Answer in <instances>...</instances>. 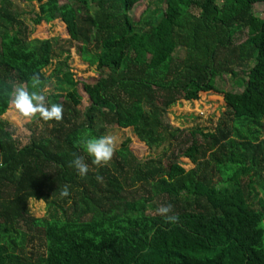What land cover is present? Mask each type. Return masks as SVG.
<instances>
[{
  "label": "trees",
  "instance_id": "obj_1",
  "mask_svg": "<svg viewBox=\"0 0 264 264\" xmlns=\"http://www.w3.org/2000/svg\"><path fill=\"white\" fill-rule=\"evenodd\" d=\"M16 1L0 0V264H264V15L254 11L264 0H159L137 20L129 10L138 0H20L38 3L31 30L59 18L96 66L99 76L83 82L85 109L68 49L56 37L30 38ZM36 73L40 88L54 77L44 94L63 106V119L20 146L2 118L3 92L9 82L34 90ZM225 75L242 90L218 88ZM202 91L224 95L226 116L214 131L165 121L170 107ZM113 126L133 127L163 154L140 158L128 138L107 165L92 164L81 139ZM74 154L89 164L84 177L69 166ZM33 197L46 202L45 216L30 214ZM169 203L178 223L157 213ZM34 240L44 253L27 251Z\"/></svg>",
  "mask_w": 264,
  "mask_h": 264
},
{
  "label": "rangeland",
  "instance_id": "obj_2",
  "mask_svg": "<svg viewBox=\"0 0 264 264\" xmlns=\"http://www.w3.org/2000/svg\"><path fill=\"white\" fill-rule=\"evenodd\" d=\"M59 3H63L66 0H58ZM17 6L23 11L22 19L28 26L30 38H47L56 37L58 39L57 47L68 49L69 56L66 59L67 67L73 74L74 79L77 81L76 88L82 95L81 109H85L90 104V96L83 88V82H94L99 76L98 70L95 65H90L87 61H84L77 51V44L75 42L70 43L69 35L67 33L65 24L56 18L50 22H41L34 26L32 29V23L30 21L33 16V12L38 10V3H27L17 0ZM159 0H138L133 4L129 13L134 20H137L143 10L149 6L155 8L158 5ZM254 11L257 15H264V3L258 2L254 4ZM247 36L244 32L241 37L244 39ZM176 54L183 56L184 50L182 48L177 49ZM66 53L61 54L59 59H63ZM55 59L44 68L46 76L52 74V70L55 66ZM50 81L43 86L44 93L53 90L54 77H50ZM216 86L224 90L240 91L239 88L229 75H225L222 78H216ZM227 105L224 100V95L221 92L216 91H202L199 93V98L195 100H179L176 104L170 107L165 115L164 119L167 123L173 127H179L181 129L201 128L204 131H214L219 121L226 116ZM2 118L10 122V130L13 134L17 144L23 146L30 142L32 134H39L46 126V121L40 118H33L31 120H25L22 118L16 110L10 104L9 109ZM264 123V119H263ZM112 134L116 137V149L120 148L122 142L126 139H130L131 149L138 155V157L147 159L150 157H156L163 154V147H148L134 132L133 127H118L113 126L107 128L105 135ZM262 138L264 139V129L262 132ZM115 149V150H116ZM180 163L186 168L190 169L194 167V163L187 157L181 156L179 158ZM261 187L258 186L260 196L264 199V173L261 180ZM42 200V201H40ZM264 202V200H263ZM255 208L262 209L263 205L257 200L255 202ZM30 214L36 218L43 217L48 212V207L43 199L31 198L29 201ZM27 251L34 252L35 254L44 253L45 247L39 240L28 242Z\"/></svg>",
  "mask_w": 264,
  "mask_h": 264
},
{
  "label": "clouds",
  "instance_id": "obj_3",
  "mask_svg": "<svg viewBox=\"0 0 264 264\" xmlns=\"http://www.w3.org/2000/svg\"><path fill=\"white\" fill-rule=\"evenodd\" d=\"M31 80L34 90L29 91L28 87L22 83L9 82V86L5 87L3 94L9 98L12 107L25 120L38 117L44 121H61L63 119V106L58 103L49 104L47 102L44 89L39 87L41 84L40 74H33ZM80 144L87 155L92 158V164L102 167L107 165L114 155L116 137L112 134L100 137H85L81 139ZM69 166L74 168L81 177H84L89 172V164L82 155L74 154V158L70 161ZM96 180L102 183L103 177L97 175ZM69 188V185H64L60 192L61 197H68L70 195ZM157 213L167 223L175 224L179 221V215L173 212V205L171 203L166 205L161 204L157 208Z\"/></svg>",
  "mask_w": 264,
  "mask_h": 264
},
{
  "label": "water",
  "instance_id": "obj_4",
  "mask_svg": "<svg viewBox=\"0 0 264 264\" xmlns=\"http://www.w3.org/2000/svg\"><path fill=\"white\" fill-rule=\"evenodd\" d=\"M3 160H2V155L0 154V166L2 165Z\"/></svg>",
  "mask_w": 264,
  "mask_h": 264
}]
</instances>
